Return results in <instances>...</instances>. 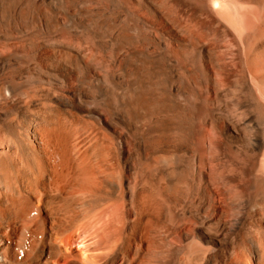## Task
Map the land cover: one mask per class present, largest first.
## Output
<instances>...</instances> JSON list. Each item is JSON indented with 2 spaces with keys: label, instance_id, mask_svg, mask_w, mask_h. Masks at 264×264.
Instances as JSON below:
<instances>
[{
  "label": "bare ground",
  "instance_id": "6f19581e",
  "mask_svg": "<svg viewBox=\"0 0 264 264\" xmlns=\"http://www.w3.org/2000/svg\"><path fill=\"white\" fill-rule=\"evenodd\" d=\"M0 264H264V0H0Z\"/></svg>",
  "mask_w": 264,
  "mask_h": 264
}]
</instances>
